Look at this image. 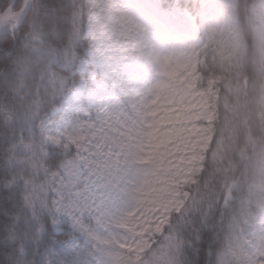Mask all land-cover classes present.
<instances>
[{
    "label": "trees",
    "instance_id": "obj_1",
    "mask_svg": "<svg viewBox=\"0 0 264 264\" xmlns=\"http://www.w3.org/2000/svg\"><path fill=\"white\" fill-rule=\"evenodd\" d=\"M22 4L23 0H17L15 11ZM10 5L11 0H0V15ZM179 5L196 19L205 45L210 38L229 37L255 47L253 22L264 14V0H182ZM86 13V0H35L26 23L15 34L0 36V264H126L128 259L126 252L113 247L95 251L85 240L78 241L71 251L49 252L55 239L72 237L54 233L53 190L45 195L43 202L29 204L23 181L11 182L20 168L10 166L8 159L11 146L20 141L30 143L36 152L43 154L49 175L62 176V168L68 165L76 168L74 147L66 139L56 148L44 146L39 128L49 113L62 104L72 87L83 79V113L92 112L87 95L89 89L94 90L90 79L96 76L91 66L86 67L85 75L79 71L86 60L88 45ZM213 17L219 22V28L212 23ZM217 63L222 62L217 60ZM249 72H256L254 59L246 67V74ZM221 74L213 71L206 77ZM100 84L111 88L103 81ZM229 102H235V97ZM217 116L222 130L227 129L233 113L222 105ZM25 175H31V170H26ZM194 187L197 190L192 193L193 197H198V186ZM209 187H215L214 179ZM79 193L82 189L73 185L63 190L66 197ZM231 194L225 205V189L220 187L219 202L210 221L198 216L193 218L190 213L173 219L165 237L172 232L185 241L179 255L182 264L224 261L234 264L231 253L238 237L254 243L264 237V215L251 214L255 205L249 204L246 190L237 185L231 188ZM85 225L102 236L91 221L86 220ZM64 230L68 233L66 227ZM163 242L161 239L157 248ZM157 248L146 253L143 264H152Z\"/></svg>",
    "mask_w": 264,
    "mask_h": 264
},
{
    "label": "rangeland",
    "instance_id": "obj_2",
    "mask_svg": "<svg viewBox=\"0 0 264 264\" xmlns=\"http://www.w3.org/2000/svg\"><path fill=\"white\" fill-rule=\"evenodd\" d=\"M180 1L108 0L121 16L136 26L129 28L117 24L112 16L102 22L92 5L103 0H86L88 45L86 60L79 71L85 75L86 67L91 66L96 76L90 79L94 90L89 89L87 95L92 114L83 113V79L40 125V142L44 146L58 147L63 139L75 136L85 125L104 122L130 129L141 119L155 89L166 79L161 59L180 60L205 47L196 19L180 7ZM212 23L219 28L216 18H212ZM98 75L102 79H96ZM102 81L111 88H105L100 84ZM71 145L76 150V168L71 169L69 165L62 168L64 183L57 182L53 189V226L56 236L72 237L55 239L49 252L71 251L80 240L92 244L95 251L113 247L125 252L120 244L130 240L131 233L122 227L121 221L138 195L144 167L136 157L135 145L130 141L117 146L93 144L77 148ZM68 185L82 189V193L64 196L63 190ZM86 220L102 236L90 231Z\"/></svg>",
    "mask_w": 264,
    "mask_h": 264
},
{
    "label": "clouds",
    "instance_id": "obj_3",
    "mask_svg": "<svg viewBox=\"0 0 264 264\" xmlns=\"http://www.w3.org/2000/svg\"><path fill=\"white\" fill-rule=\"evenodd\" d=\"M108 4V0H103L92 5L102 22L108 20ZM253 26L254 48L251 43L246 46L237 39L224 37L229 41V46L223 52L225 62H209L201 67L204 76L213 71L221 72L225 83L220 86L218 97L209 95L202 98L199 107L194 104L190 109H182L179 114H174L176 122L165 126L173 130L170 158L165 161L154 158L151 163H141L144 165L139 186L141 191L134 198L128 213L139 212L144 217L141 223L145 225V230L159 207L170 204L185 186L191 193L197 190L194 186H198L200 192L188 203L185 212L192 214L193 218L198 216L210 221L219 202L220 187L233 179L238 180L239 186L246 190L249 204L255 205V211L251 214L258 212L264 215V139L257 147L249 149L247 154L241 149L246 131L243 117L264 111V14L254 20ZM252 59L256 63V72L246 74V67ZM199 87L207 86L201 83ZM233 96L235 102L230 103ZM222 105L233 113L225 130H222L217 116ZM213 113L216 119L211 124L207 117ZM256 127L257 135L264 137V121L256 122ZM151 131L147 127L142 129L141 148L137 155H144L147 149L153 147L155 141L149 135ZM213 179L215 187H209ZM184 242L181 240L173 253L174 264H182L179 255Z\"/></svg>",
    "mask_w": 264,
    "mask_h": 264
},
{
    "label": "snow or ice",
    "instance_id": "obj_4",
    "mask_svg": "<svg viewBox=\"0 0 264 264\" xmlns=\"http://www.w3.org/2000/svg\"><path fill=\"white\" fill-rule=\"evenodd\" d=\"M107 10L109 16L116 18L117 24H124L129 28L136 27L127 17L121 16L110 3ZM18 15L19 13H14L9 8L0 18H11L15 21ZM228 46L229 41L224 37H213L210 38L204 49L198 52L193 51L180 60L173 61L168 57L162 58L160 66L166 79L157 86L146 110L141 113V119L132 128H121L117 124L104 122L98 125H85L75 136L67 137L68 143L81 148L84 145L95 144L102 147L114 143L124 144L130 141L131 144L135 145L136 157L140 163H151L154 158L160 161L170 158L173 151L170 147L173 130L165 126L176 122V115L174 114H179L182 109H190L194 104L199 107L203 102L202 98H207L209 95L219 96L220 86L225 83L224 76L221 74L206 77L200 69L208 65L209 62L212 64H215L217 60L222 63L225 62L223 52ZM201 83L206 84L207 87H199ZM160 101L166 103L162 105ZM215 119L216 114L214 113L207 117L208 123L211 124H214ZM258 121H264V111H257L254 115L249 113L243 117V126L246 131L241 149L244 154H247L249 149L257 147L264 139V137L257 135L256 122ZM145 127L152 130L149 135L155 143L152 148L146 150V154L137 155L141 148L140 133ZM48 139H52V137H48ZM56 142L59 143L60 141L57 140ZM67 146L66 143L65 147ZM8 163L13 168H20L19 172L13 174L11 182L23 181L27 189L25 199L29 204L43 202L45 195L57 186V182L59 185L64 183V178L58 173L49 175L48 169L43 163V154L36 152L30 143L20 141L13 144ZM28 169L31 170V175L26 176L25 171ZM42 175L44 179H41ZM237 185H239V181L236 179L224 185L223 203L225 205L231 199V188ZM139 191H141L140 188L137 189V192ZM192 200L193 194L185 186L170 204L159 207L146 230L145 225L141 223L144 217L139 212L128 213L121 221V225L131 233V239L120 244V247L123 245L121 248L128 255L126 264H143L142 257L147 252L157 248L161 239L164 242L157 248L152 264H174L173 253L180 246L181 239L172 232H169L165 237V232L171 226L174 218L180 219L184 216L188 203ZM231 255L234 264H264V237L258 243L238 237Z\"/></svg>",
    "mask_w": 264,
    "mask_h": 264
},
{
    "label": "water",
    "instance_id": "obj_5",
    "mask_svg": "<svg viewBox=\"0 0 264 264\" xmlns=\"http://www.w3.org/2000/svg\"><path fill=\"white\" fill-rule=\"evenodd\" d=\"M34 1L35 0H24L23 7L19 12H17V13H19V15L15 21L11 20V18H0V29L6 25H9V24L15 25V27L13 29H9V30H5V31L0 32V35L16 33L17 30L20 29L25 24V22L27 21V19L31 15V13L33 11V7H34ZM2 16H0V17H2Z\"/></svg>",
    "mask_w": 264,
    "mask_h": 264
},
{
    "label": "bare ground",
    "instance_id": "obj_6",
    "mask_svg": "<svg viewBox=\"0 0 264 264\" xmlns=\"http://www.w3.org/2000/svg\"><path fill=\"white\" fill-rule=\"evenodd\" d=\"M11 28H13V25H7V26H5V27H2V28L0 29V32L5 31V30H8V29H11Z\"/></svg>",
    "mask_w": 264,
    "mask_h": 264
}]
</instances>
